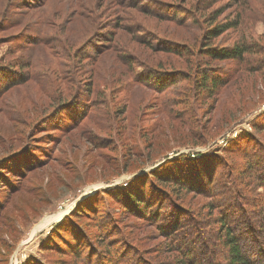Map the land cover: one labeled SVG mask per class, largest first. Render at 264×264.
<instances>
[{
    "label": "rangeland",
    "instance_id": "obj_1",
    "mask_svg": "<svg viewBox=\"0 0 264 264\" xmlns=\"http://www.w3.org/2000/svg\"><path fill=\"white\" fill-rule=\"evenodd\" d=\"M0 73V264H223L233 195L264 238V0H0Z\"/></svg>",
    "mask_w": 264,
    "mask_h": 264
},
{
    "label": "trees",
    "instance_id": "obj_2",
    "mask_svg": "<svg viewBox=\"0 0 264 264\" xmlns=\"http://www.w3.org/2000/svg\"><path fill=\"white\" fill-rule=\"evenodd\" d=\"M219 14L220 13L213 14L207 20L209 22H214ZM238 22L239 20L235 19L234 21L226 23H216L211 28H207L205 30V34L203 35V39L205 40L203 46H208L211 38L219 36L229 28L236 27ZM245 51V46H241L238 44L233 45L232 47L225 50L220 48L213 49V47H206L205 52L207 54H210V56H213L214 58L238 59L241 58L242 54ZM1 75L2 74L0 73V78ZM195 80L197 81V85H199L201 89L207 91V93L210 92L208 93V95L213 94L215 86H217L220 82H224L221 75L213 70L201 71L200 75H197ZM125 196L134 206H136L138 209H141L140 206L142 205V203H140L141 201L137 199V196L132 193L128 194L127 192L125 193ZM229 198L230 200L222 201V203H219V201H217V203H219V209L221 211L219 225L222 228L220 234V236L222 235V238L220 240L226 250L225 263L223 264H264V238L259 239V233L255 231V228H253L252 225H249L248 220L252 219V214L249 213L247 209L244 210L240 207L238 208V202L235 200L234 195L229 196ZM227 209H229V211H237L239 215H231L228 211L226 212ZM238 220H240L241 224H243L241 225V227L240 225L239 227L237 225H234V223H236V221ZM248 225V230H246L245 228H247ZM177 240V249H179L181 256H183V259H187L183 264H197V262H195L192 258L193 255H190V249L188 246L191 240L189 239V237L182 236Z\"/></svg>",
    "mask_w": 264,
    "mask_h": 264
}]
</instances>
